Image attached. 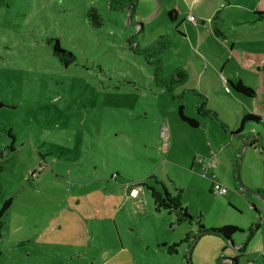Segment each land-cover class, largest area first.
Instances as JSON below:
<instances>
[{
	"label": "rangeland",
	"instance_id": "rangeland-1",
	"mask_svg": "<svg viewBox=\"0 0 264 264\" xmlns=\"http://www.w3.org/2000/svg\"><path fill=\"white\" fill-rule=\"evenodd\" d=\"M113 1L0 0V209L13 199L0 264H264V68L244 74L254 97L209 77L219 120L193 129L153 72L184 63L182 41L141 55L148 43ZM250 110L262 121L239 137L223 127L239 131ZM201 216L206 230L245 233L200 234Z\"/></svg>",
	"mask_w": 264,
	"mask_h": 264
},
{
	"label": "crops",
	"instance_id": "crops-1",
	"mask_svg": "<svg viewBox=\"0 0 264 264\" xmlns=\"http://www.w3.org/2000/svg\"><path fill=\"white\" fill-rule=\"evenodd\" d=\"M115 3L110 6L113 10ZM133 4L128 24L138 28L142 42L149 46L141 55L151 54L159 40V49L153 50L165 53L172 44L171 33L183 43L176 54L183 60L178 62L184 63H178L166 72V63L157 61L153 72L160 78L162 86L171 92L174 102H182L184 113L198 122L196 127L190 125L193 129H200L207 121L214 123V117L219 120L217 112L207 105L211 100L209 87L214 91L209 77H218L223 86L242 82L252 89L244 74L261 77L258 72L264 68V19L260 20V15L264 14V0H135ZM121 12L128 15L129 10L124 8ZM190 16L195 17V22L189 20ZM179 71L185 74L186 80L170 84ZM189 78L195 79L194 85H188ZM202 101L206 104L202 105ZM236 101L242 102L241 99ZM245 113L256 116L251 110ZM239 119L238 116L237 122ZM226 126L223 125L232 135L238 132ZM136 193L134 190L132 194ZM253 207L258 210L255 205Z\"/></svg>",
	"mask_w": 264,
	"mask_h": 264
},
{
	"label": "trees",
	"instance_id": "trees-1",
	"mask_svg": "<svg viewBox=\"0 0 264 264\" xmlns=\"http://www.w3.org/2000/svg\"><path fill=\"white\" fill-rule=\"evenodd\" d=\"M121 4H123V6L125 7V3L130 5H127L126 8L129 10L130 8H132V6L134 7L133 2L135 0H120ZM121 7V9H124V7ZM86 17L89 21V23L93 26V27H102L104 22H103V18L100 15L99 11L95 8H92L90 10L87 11ZM131 18V17H129ZM264 19V14L260 15V20ZM54 56L57 58V60L60 62L61 65H63L66 68H69L71 65H73L76 62V57L73 53L69 52L68 50L64 49L60 42L57 41L54 45ZM186 80V76L183 72L179 71L175 77L169 82L170 84H176V83H181L184 82ZM231 86L235 89L236 92L243 94L245 96H255V93L252 89L248 88L247 86H245L242 82H237L235 84L231 83ZM178 115L179 118L188 123L189 125L196 127L198 125V122L194 119H191L190 117H188L185 113H184V108L183 106H179L178 108ZM247 121H258V117L257 116H253V115H247L245 117H243L242 122H241V126L239 131L236 133L238 134L239 132H241L244 129V126L246 124ZM262 196V195H261ZM13 205V199H8L4 202L3 207L0 209V222L1 219L4 217V215L8 212V210L10 209V207ZM180 215L187 220H194V218H192L188 211L186 209H181V207H178ZM202 218V216L197 220V222H199V225L201 226V230H200V234L201 233H216L219 235H223L226 239L231 240L232 236H236V234L240 233L243 234L245 233L243 230L234 227V226H224L220 229H210V230H206L204 225H202V222L200 221ZM2 224V223H1ZM233 264H238L236 260H233Z\"/></svg>",
	"mask_w": 264,
	"mask_h": 264
},
{
	"label": "built area",
	"instance_id": "built-area-1",
	"mask_svg": "<svg viewBox=\"0 0 264 264\" xmlns=\"http://www.w3.org/2000/svg\"><path fill=\"white\" fill-rule=\"evenodd\" d=\"M189 20L192 22H195V17L194 16H190ZM227 90L230 91V89H228L229 87L226 86ZM166 130L165 128L163 129V133L165 134ZM203 162L200 161L199 164H202ZM208 168H214L217 166V161L215 158H212V160L210 161V163L207 165ZM213 193H216L217 195H226L228 193V190L223 187L221 184L215 182L213 185Z\"/></svg>",
	"mask_w": 264,
	"mask_h": 264
},
{
	"label": "water",
	"instance_id": "water-1",
	"mask_svg": "<svg viewBox=\"0 0 264 264\" xmlns=\"http://www.w3.org/2000/svg\"><path fill=\"white\" fill-rule=\"evenodd\" d=\"M126 6H127V5H126ZM124 8L126 9V7H124ZM133 8H134V7L132 6V8L129 9V12H128V13H129V14H128V19H130L129 17L131 16V13H132L131 10H132ZM4 106H5V105H3V104L0 105V107H4ZM239 136H240V134H238V135L235 134V137H239ZM262 197H263V196H262ZM230 241H231V240H230ZM231 244H232V246H233V242H231Z\"/></svg>",
	"mask_w": 264,
	"mask_h": 264
},
{
	"label": "flooded vegetation",
	"instance_id": "flooded-vegetation-1",
	"mask_svg": "<svg viewBox=\"0 0 264 264\" xmlns=\"http://www.w3.org/2000/svg\"><path fill=\"white\" fill-rule=\"evenodd\" d=\"M242 133H243V130H242L241 132H239L238 134L241 135ZM238 134H237V135H238ZM253 141H254V140H253ZM255 141H257V140H255ZM263 199H264V196H263Z\"/></svg>",
	"mask_w": 264,
	"mask_h": 264
}]
</instances>
